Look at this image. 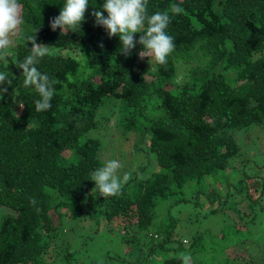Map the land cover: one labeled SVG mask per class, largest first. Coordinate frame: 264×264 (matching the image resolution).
Segmentation results:
<instances>
[{"label":"trees","instance_id":"1","mask_svg":"<svg viewBox=\"0 0 264 264\" xmlns=\"http://www.w3.org/2000/svg\"><path fill=\"white\" fill-rule=\"evenodd\" d=\"M20 3L24 22L5 62L6 51L0 50V72L12 76L5 85L7 98H0V214L6 212L0 216V264L76 263L75 253L57 245L65 238L66 218L71 223L98 213L124 230L121 242L137 256L133 263L101 264H148L161 255V264H183L181 254L191 255L190 264H232L220 258L227 242L235 243L238 235L248 238L250 231L239 230L231 217L247 226L264 215L262 181L226 197L216 189L218 179L231 184L229 161L238 155L236 140H250L247 133L255 126L264 130V0H148L149 15L160 11L171 16L167 32L175 48L165 65L141 58L139 44L125 56L118 36L109 38L103 27L94 26L90 13L102 8L104 0H89L80 29L67 33L49 27L65 0ZM174 5L180 14L171 12ZM36 27L37 42L51 47L37 67L57 81L51 108L43 112L36 111L39 94L24 86L19 69L30 54L27 37ZM139 36L135 34L137 40ZM180 66L188 73L177 80ZM103 111L115 118L109 134L97 130ZM113 135H118L114 143L120 137L141 140L144 146L135 154L137 162L132 157L131 179L121 192L102 197L91 174L108 160H119L113 142L106 143ZM246 163L239 161L237 169ZM121 172L120 177L126 173ZM210 181L204 220L215 230L197 232L184 225L191 245L181 241L170 248L179 223L171 211L179 214L191 199L196 201ZM244 181H234L235 186L240 189ZM167 199L173 202L164 217L165 234L160 238L148 232L156 242L144 253L132 227L135 232L149 229L158 201ZM242 200L248 213L239 212ZM219 230L221 243H208L211 232ZM256 244L249 257L246 252L240 259L250 261L255 252L262 255L256 264H264V249Z\"/></svg>","mask_w":264,"mask_h":264},{"label":"clouds","instance_id":"2","mask_svg":"<svg viewBox=\"0 0 264 264\" xmlns=\"http://www.w3.org/2000/svg\"><path fill=\"white\" fill-rule=\"evenodd\" d=\"M89 5V0H65L59 15L49 21L50 29L52 31L60 29L61 33H67L70 29H80ZM147 5L148 0H104L102 8L93 7L90 15L95 18L94 26L103 27L109 38L119 37L122 54L129 56L136 45L139 44L142 46V51L139 53L141 58L151 57L157 64L165 65L167 57L175 48L174 38L167 32L171 16L168 12L160 11L149 15ZM22 10L23 5L20 0H0V50L8 48L12 43L11 38L19 33L24 22ZM171 12L180 14L182 9L174 5ZM39 30V27L33 28V34L27 37L26 42L31 45L30 54L19 64V69L22 70L24 86L34 87L39 94L40 99L35 102L36 111L43 112L51 108V100L55 92L53 85L57 81L50 79L48 74L42 73L37 67L40 59L45 57L51 48L37 42L36 34ZM137 33L140 34L138 40L135 37ZM99 46L103 47L102 44ZM10 77L12 76L8 71L0 72V98L8 90L5 85L12 83ZM19 107L22 108V102H20ZM256 128L264 132L259 126H255L253 129ZM240 157L238 154L229 161L231 168L237 169V165H233L231 162ZM240 161L242 162L241 159ZM121 168L122 164L119 160L111 159L92 172L91 181L94 182L95 188L98 189L102 197L118 195L121 192L122 185L131 179L130 173H125L122 177L119 176L118 173ZM261 181L264 184V176ZM219 189V193L224 194L223 197L231 193L230 189L228 191ZM30 203L35 205L37 201L33 198ZM238 241L239 239L235 243L232 240L228 241V246L220 255V258H227L232 264H239L243 261L239 256L240 251L245 254L250 251V248L239 249ZM254 256L259 260L262 257V255L255 252ZM181 258L183 264H190L192 259L190 254H181ZM254 263L256 264V262Z\"/></svg>","mask_w":264,"mask_h":264},{"label":"rangeland","instance_id":"3","mask_svg":"<svg viewBox=\"0 0 264 264\" xmlns=\"http://www.w3.org/2000/svg\"><path fill=\"white\" fill-rule=\"evenodd\" d=\"M13 36L11 38L12 43L9 45L8 48L4 49L6 53L2 54V57H4V62L6 61L5 58L8 57L7 50L13 46ZM80 55V54H79ZM7 56V57H6ZM79 60V59H78ZM188 73L187 67H179L178 70V79L180 80L183 78L184 74ZM7 96H3L1 99H6ZM102 119L99 120V124L97 127V130L99 132L107 131V133L113 132V129L111 125L115 124V118L113 117L112 112H101ZM104 121V122H103ZM253 132L251 134L247 133V137L250 138V140L241 137L240 139L236 140L239 152L240 158L232 161L233 165H237V167H240L238 162L240 159L243 161H247L246 165L242 170L240 169H233L231 168V180L228 184L223 183V180L219 182V179L217 180V185L220 186L224 191H228L230 189L231 193L240 194L239 190H246V187L252 186L255 188L256 186L261 185V178L264 176V132L259 129H252ZM258 130V131H257ZM90 135V134H89ZM92 136V135H90ZM113 138L110 140H106V143L113 142L114 146V152L115 157H117L121 164L122 168L119 170V176L122 175V172L129 173L130 166L133 163L132 157H135V161L137 162L138 155H135L139 148L144 146V143L141 140H128L125 142L122 138L119 137V140L117 143H114L118 135H113ZM248 151V152H247ZM66 156H68V153H65ZM134 155V156H133ZM108 157V156H106ZM103 156V158H106ZM112 157V156H111ZM249 177V180L247 178ZM240 178H244L245 181L242 183V186L236 187L234 181H238ZM211 182V181H210ZM234 182V183H232ZM247 185V186H246ZM212 187L211 184H208L206 189L204 188L205 192L197 196V200L193 201L192 199L188 203V205H185L184 210L182 209L181 212L185 216V222L183 224V215L181 212L178 214V210L174 209L171 211V217L175 218L179 221L175 233L177 234V238H174L168 245L170 248H177L180 245V242H184V246L189 247L191 245V241L186 239V235L188 234V231L184 228L185 226L190 225V228L192 227V231H202L205 228L211 229L212 231L215 230V227H208V221H205V215L206 212L209 210V204L207 202L206 195L208 193L206 192L207 189H210ZM219 188H216L220 191ZM191 197H195L194 194L191 195ZM171 199V198H170ZM167 199L166 201H158L160 204L156 207V217L152 220L151 227L149 229H146L144 231H138L135 232L133 227L131 230V235H136L137 237V243L143 247V251H147L148 248H150L152 245L155 244V240H152L148 237V232L150 233H156L159 235L160 238H162L165 234L164 232V221L165 216L167 215V210L171 202L173 200ZM173 199H176L173 197ZM264 204V200H263ZM240 213H248V203L245 200H242L239 203L238 206ZM6 212H3L4 214ZM0 214V216L2 215ZM188 214V215H187ZM189 216L191 217V220H189ZM54 219H56L55 215H53ZM83 217V218H82ZM81 218L75 220H71V223L69 222V219L66 218L67 221V232L65 229V233L62 232L61 234L65 237L64 240L57 241V245L61 251L67 249L68 251L75 253L74 254V262L73 264H91V262H94L95 264H101L103 262H114L119 263V260H124L127 263H133L136 260V255L129 254L131 250L125 249L126 242H121V237L123 233V229L119 228V225L117 223H108L107 221H104V216L102 214H94L90 218H84L82 216ZM250 217V215H249ZM233 221H238L237 228L241 231H245L248 229L250 231V236L248 238H243L241 235H238L236 239H239L238 248H250V250L255 249L257 244H259V247L264 249L263 246V240H264V215L261 217L258 216L254 223H249L247 226H244L243 222L239 221L238 217L232 216ZM65 219V218H63ZM157 219V220H156ZM194 221L195 225H192ZM229 221V219H228ZM77 224V226H76ZM76 226V227H75ZM133 226V225H132ZM122 230V231H121ZM190 231V230H189ZM221 230L217 232H211L212 239L207 241L208 243L211 242V240H214L217 244L221 243L220 238V232ZM153 235V234H152ZM154 236V235H153ZM158 240V238H154ZM228 244V242H227ZM125 251L128 253L125 254ZM249 257V252L247 253ZM244 255L243 253H239V256L242 257ZM162 258V255L160 256ZM158 256H154L152 258H155L159 260L158 262H155L156 260H152V258L149 260L148 264H161V258ZM201 257L205 259H209L206 255H201ZM90 261V262H88ZM250 261L258 262L259 259L256 258L253 254V256L250 258ZM243 260L239 264H255L254 262H250Z\"/></svg>","mask_w":264,"mask_h":264}]
</instances>
